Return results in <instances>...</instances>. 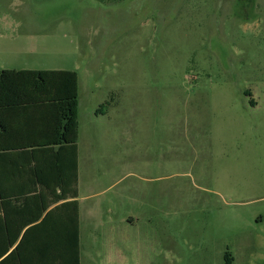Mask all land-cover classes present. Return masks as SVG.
I'll return each instance as SVG.
<instances>
[{
  "label": "rangeland",
  "instance_id": "obj_1",
  "mask_svg": "<svg viewBox=\"0 0 264 264\" xmlns=\"http://www.w3.org/2000/svg\"><path fill=\"white\" fill-rule=\"evenodd\" d=\"M1 70L78 74L81 264H264V0H0Z\"/></svg>",
  "mask_w": 264,
  "mask_h": 264
},
{
  "label": "trees",
  "instance_id": "obj_2",
  "mask_svg": "<svg viewBox=\"0 0 264 264\" xmlns=\"http://www.w3.org/2000/svg\"><path fill=\"white\" fill-rule=\"evenodd\" d=\"M78 99L75 71H0V264H80Z\"/></svg>",
  "mask_w": 264,
  "mask_h": 264
},
{
  "label": "crops",
  "instance_id": "obj_3",
  "mask_svg": "<svg viewBox=\"0 0 264 264\" xmlns=\"http://www.w3.org/2000/svg\"><path fill=\"white\" fill-rule=\"evenodd\" d=\"M78 108H79V106H78ZM4 112H7V111H4ZM78 112H79V109H78ZM4 114H9V113H4ZM3 116H6V115H3ZM78 125H79V122H78ZM79 140V139H78ZM77 148H78V143H77ZM78 171H79V149H78ZM78 184H79V173H78ZM79 197V196H78ZM78 199V198H77ZM79 203V202H78ZM23 221H15V220H10L9 222H8V224H9V226L11 227L10 229H11V236H13L17 231H18V227L21 225V224H23L22 223ZM1 221H0V227H1ZM2 228H0V230H1ZM28 229V228H27ZM26 229H24L22 232H21V235H22V233L25 231ZM37 234H39V232L37 233ZM21 235L19 236V238L18 239H20V237H21ZM122 257V256H121ZM80 264H81V251H80Z\"/></svg>",
  "mask_w": 264,
  "mask_h": 264
}]
</instances>
